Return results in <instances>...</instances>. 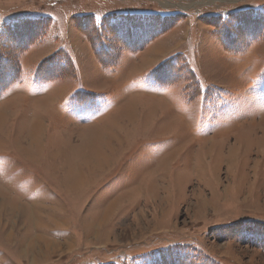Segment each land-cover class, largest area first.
Listing matches in <instances>:
<instances>
[{
  "label": "rangeland",
  "instance_id": "obj_1",
  "mask_svg": "<svg viewBox=\"0 0 264 264\" xmlns=\"http://www.w3.org/2000/svg\"><path fill=\"white\" fill-rule=\"evenodd\" d=\"M0 264H264V0H0Z\"/></svg>",
  "mask_w": 264,
  "mask_h": 264
},
{
  "label": "bare ground",
  "instance_id": "obj_2",
  "mask_svg": "<svg viewBox=\"0 0 264 264\" xmlns=\"http://www.w3.org/2000/svg\"><path fill=\"white\" fill-rule=\"evenodd\" d=\"M94 146L90 147V148H86V149L83 147L84 149H82L83 153L81 155L83 163L82 162L77 163V164H74V162L70 163V164H72L71 165L72 169H70L68 172V181L71 180V182H72V179H74V182H77L79 180H84L86 168H89V169L91 168V169L97 170V168H99L98 167L99 164L100 165L102 164V162L104 161L102 157L104 156L105 151H103V149L100 148L99 146H95V147ZM82 166H85V167H82ZM67 184H69V182ZM75 184L78 185L77 183H75ZM2 210H4L3 206H2ZM36 248H37V246L34 243V241H31L29 244V251L33 252ZM23 254H25V251H23Z\"/></svg>",
  "mask_w": 264,
  "mask_h": 264
}]
</instances>
